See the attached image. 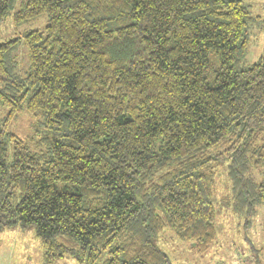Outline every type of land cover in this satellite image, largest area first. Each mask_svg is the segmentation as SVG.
Instances as JSON below:
<instances>
[{"label": "trees", "instance_id": "trees-1", "mask_svg": "<svg viewBox=\"0 0 264 264\" xmlns=\"http://www.w3.org/2000/svg\"><path fill=\"white\" fill-rule=\"evenodd\" d=\"M16 2L0 29L48 22L0 40V233L33 228L45 264H175L167 228L200 253L216 239L217 167L235 212L264 204V53L244 63L264 16L244 0ZM23 112L31 138L9 131Z\"/></svg>", "mask_w": 264, "mask_h": 264}, {"label": "rangeland", "instance_id": "rangeland-1", "mask_svg": "<svg viewBox=\"0 0 264 264\" xmlns=\"http://www.w3.org/2000/svg\"><path fill=\"white\" fill-rule=\"evenodd\" d=\"M254 14L264 16V0H244ZM22 0H17L14 11L19 10ZM48 22V16L16 27L9 16L2 23L0 40L22 37L27 30H43ZM264 53V31L255 27L249 41V52L244 63L250 64ZM19 72L25 76L30 68L27 47L21 42L18 49ZM7 111L0 107V119ZM34 118L23 112L10 125L9 131L22 139L33 137ZM215 208L217 236L209 249L198 252L192 241L180 240L167 228L158 240V244L171 257L175 264H264V204L255 206L252 214L241 215L231 206L232 183L226 170V164L216 168ZM261 175L252 179L260 184ZM106 258L104 253L99 260L101 264ZM66 264H79L73 259ZM0 264H45L44 246L36 238L33 228L22 230L17 227L0 233ZM64 264V263H63Z\"/></svg>", "mask_w": 264, "mask_h": 264}]
</instances>
